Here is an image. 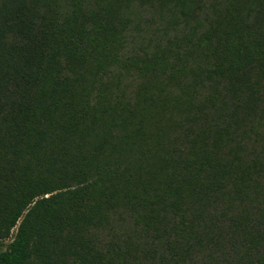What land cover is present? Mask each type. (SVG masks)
Masks as SVG:
<instances>
[{"label": "trees", "instance_id": "obj_1", "mask_svg": "<svg viewBox=\"0 0 264 264\" xmlns=\"http://www.w3.org/2000/svg\"><path fill=\"white\" fill-rule=\"evenodd\" d=\"M0 2V133L14 140L0 159V241L17 223L0 264H264V174L227 155L241 111L247 138L264 124V0ZM153 74L210 93L144 104ZM174 105L184 119L159 121ZM140 141L139 165L122 167ZM139 169L153 175L138 204L94 194ZM122 215L137 227L119 233Z\"/></svg>", "mask_w": 264, "mask_h": 264}, {"label": "rangeland", "instance_id": "obj_2", "mask_svg": "<svg viewBox=\"0 0 264 264\" xmlns=\"http://www.w3.org/2000/svg\"><path fill=\"white\" fill-rule=\"evenodd\" d=\"M216 2H218V6L220 8H222L223 5L225 4L223 0H216ZM5 9H6V6H2V2H0V16L1 15L3 16L2 23H0V26H2L3 24ZM147 10L148 12L144 14L142 23L140 24L141 27H145V28H146V24H149L151 22L150 19L152 17L154 18V16L151 15L152 14L151 10L150 9H147ZM8 16L10 19L15 18L13 11L10 9L8 12ZM0 21H1V18H0ZM151 26L152 25H150V27ZM150 27H148L149 32H150V29H149ZM145 45H146V42H144L143 40H139L134 45V52H136V54H140L143 50H148L147 48H142ZM150 48L151 47H149V49ZM153 49L154 48H151V50ZM198 51H199L198 49L194 50L195 53H197ZM190 58H191V54L188 52V61L190 60ZM256 74H260L258 81H259V85L261 86V91L264 92V62L262 63V65H261V62L258 64V68H257L256 73L254 74V78ZM148 80L149 81L146 87L149 85V82H150L151 88L149 90L152 91V93L151 95H148L147 92L149 90L145 93V95L143 96V101H142L144 104H147L149 100L154 98L155 96L165 99L166 102H168L170 99L174 100L176 96H179V97L190 96L194 92V90L198 92L199 94L198 97L205 96L207 92L210 93V89L207 86H204L203 88H201L200 86H197L194 90L192 88L190 90L187 88L186 90L185 88L182 87V83L186 81H184V79L179 80V78H175V77L166 78L162 75L153 74V75H149ZM142 82H143L142 79L139 77V83L142 84ZM162 87H164V89H162ZM161 95L167 98H163L161 97ZM260 103L264 104V98L261 100ZM165 112L167 113L164 114L159 119V121L164 120V119H169L165 122L166 125H170L171 123L175 121L178 122L184 119V118H181L180 110H176V105H174L170 109L165 110ZM240 118L242 119L239 121V124H237L236 126V139L237 140H235L232 144L228 143L229 144L228 145L229 152L227 153L228 158L232 159L235 165L239 163V159H240L241 165L247 162H249V164L251 165L253 163V166L256 168L255 174H258V173L264 174V124L259 123L261 121H257L259 128L257 127L255 129L256 131H258V134L257 135L252 134L250 135V137L247 138L243 134V131L245 128H247V124L250 123V121L252 120V117L251 115L246 116L244 114V111H241ZM19 126H21V124L16 126V128ZM23 130H24V127H21L20 131L22 132ZM124 132L127 133L128 131L125 130ZM6 133L8 135V132ZM7 138H8L7 136H3V134L0 133V159L2 156L4 157L5 155L12 157L10 153L11 152L10 148H11V143H13L14 140H10L8 138L9 140L8 142L9 146H8V145H5V141ZM20 138H24L22 133H20ZM27 140H29V137H27L23 141L24 145L26 144ZM143 144H145V142L140 141L137 145V150H135L133 147H130V151L133 157V163L131 160L123 161V164H121L122 167L129 166L132 168L134 165H139V163H136V158L138 157V154L144 150V147L142 146ZM121 149L122 148L120 147V152H121ZM128 150H129L128 148L126 150L122 149V152L126 155ZM48 153H50L51 157H53V151L50 152L48 146L43 148L42 151L39 153L40 160L43 161L44 163L50 162L48 159L45 158V155ZM228 158L224 159L223 161L224 164L228 161ZM120 160H122L121 157H120ZM51 171H52L51 173L52 177H56L58 172H56L54 168ZM139 172L141 174H112V176L109 175L107 176V179L105 178L101 180L100 183L94 187L93 192L97 197L100 194V192H102L103 195H106L108 193H113V195H116V198H120V196L123 197L122 204H125V203L138 204L139 202H141V198L143 195L141 188L146 185L147 183L146 181L150 180V178L153 175V174H144L145 173L144 169H139ZM58 211H59V206L54 207L52 210V213H55V212L58 213ZM119 216H120V212H119ZM131 218L127 215H122V218L119 217L118 221L122 223L118 224V228L116 230L119 233L121 232V234H123L125 229L136 228L137 226L132 222L133 220ZM16 225L17 223H15V225L10 228V235L8 236V239L13 234ZM8 239L0 241V249L2 248V245L8 241ZM30 260L26 261L24 264H33Z\"/></svg>", "mask_w": 264, "mask_h": 264}]
</instances>
